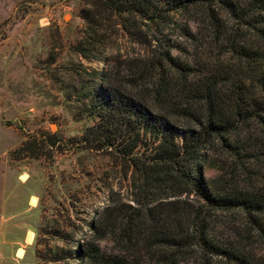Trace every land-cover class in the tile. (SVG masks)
<instances>
[{"label":"rangeland","instance_id":"374dc122","mask_svg":"<svg viewBox=\"0 0 264 264\" xmlns=\"http://www.w3.org/2000/svg\"><path fill=\"white\" fill-rule=\"evenodd\" d=\"M224 3L233 4L241 16ZM83 5V0H0V115H27L17 126L26 138L18 155L26 158L40 183L38 249L44 254L45 247L55 245L52 234L57 232L67 235L59 242L64 247L84 245L94 238L90 224L95 223L102 235L96 243L108 253H124L133 264H203L204 256L210 264H232L220 256H206L192 239L175 251L159 242L146 244L135 234V245L125 247L116 233L129 206H135L133 171L116 150L87 147L84 134L92 123L88 95L102 101L100 84L111 83L151 107L174 104L201 110L196 91L204 82H213L226 113L233 103L231 94L238 89L245 99L244 113L254 116L264 105V42L249 24L262 25L264 12L255 0L198 2L172 13L171 27H148L138 20L132 34L119 20L105 22L94 43L88 41L78 16ZM79 43L90 49L84 51L88 57L76 52ZM166 43L180 67L164 60L162 68L157 67L165 48L161 45ZM241 49L248 54H241ZM99 72L105 78L102 83ZM158 77L167 82V90L161 93L160 103H155L152 88ZM31 113H37V121ZM228 142L235 150L217 140L207 148L204 175L210 188L218 194L264 191V130L255 117L239 121L228 134ZM22 188L32 192L38 187L30 179ZM173 199L163 200L156 214L166 219L165 227L173 224L175 232L192 237L195 227L186 206L178 218L170 216L173 209L167 202ZM191 205L200 204L192 199ZM107 208L109 216L104 218ZM200 210L213 244L254 257L263 255L264 244L241 209ZM28 255L29 264H35V256ZM57 264L81 261L74 250Z\"/></svg>","mask_w":264,"mask_h":264},{"label":"trees","instance_id":"16d2710c","mask_svg":"<svg viewBox=\"0 0 264 264\" xmlns=\"http://www.w3.org/2000/svg\"><path fill=\"white\" fill-rule=\"evenodd\" d=\"M212 0H83V7L79 10V17L85 24L88 41L95 43L98 31L105 22L119 20L123 29L135 34V24L138 20L151 24L173 26L170 24L172 13L180 12L198 4H210ZM257 8L264 12V0H255ZM229 10L235 13L236 8L231 3H224ZM209 8V7H208ZM243 17V16H242ZM264 17V15H263ZM262 25L249 24L264 42V19ZM139 30V29H138ZM185 34L192 37L188 29ZM155 36V35H154ZM168 42V41H166ZM93 43V44H94ZM157 67L162 68L161 60L179 66L170 55L169 44L161 45ZM264 46V44H263ZM94 48V46H92ZM76 52L83 56L84 51L90 49L83 47L82 43L75 46ZM244 56L248 53L240 50ZM180 67V66H179ZM184 70L183 67L180 68ZM185 71V70H184ZM186 76V74H182ZM99 79L104 82V75L99 72ZM184 82V80H182ZM264 86V77L261 80ZM104 84V83H103ZM100 84L103 100L94 99L88 95L91 125L85 130V140L90 149H114L118 155L132 167L135 206H129V213L122 217L118 238L125 247L135 245V234L142 237L146 244L161 243L175 251H180L190 244L198 245L206 256L214 255L223 257L232 264H264L263 255L254 257L243 252L228 250L213 244L207 237V223L201 217L200 208L209 209H241L250 220L252 229L264 244V191L259 193L239 192L222 193L214 192L204 175L206 151L212 141H219L223 147L235 150L228 142V134L242 120H255L264 130V105L260 111L246 115L242 109L245 99L240 90L233 91L234 96L230 113H226L220 106L216 84L204 82L196 91V96L202 105L201 110L191 106L169 104L168 107H153L128 93L120 90L111 83ZM167 82L158 77L153 83V99L160 103V96L167 89ZM264 89V87H263ZM232 98V97H229ZM256 112V111H255ZM54 145V141H50ZM24 145L11 152L19 157L18 153ZM184 196V201L175 198ZM168 198L167 205L173 209L170 216L178 218L185 210L190 214L195 227V234L178 233L165 227V218L156 214V209L161 202ZM192 199L199 202V206L191 205ZM178 206H181L177 209ZM108 208L103 217L109 216ZM123 209H120L122 212ZM116 220V218L114 219ZM167 224V223H166ZM99 224L91 223L90 230L94 238L84 245L77 243L74 249L64 247L59 242L67 239L62 233L52 234L57 242L50 249L45 247L44 254L38 249V230L35 231L33 243L26 248L23 264H29V253L34 255L36 263L57 264L63 258H68L74 250L80 257L81 264H133L127 256L104 251L96 240L102 238ZM128 249V248H127ZM203 264H210L209 258L203 257Z\"/></svg>","mask_w":264,"mask_h":264},{"label":"crops","instance_id":"0c3cea01","mask_svg":"<svg viewBox=\"0 0 264 264\" xmlns=\"http://www.w3.org/2000/svg\"><path fill=\"white\" fill-rule=\"evenodd\" d=\"M36 116L37 113H31ZM27 115H0V263L21 264L26 248L37 230L40 183L29 170L26 158L13 157L12 151L26 139L20 126ZM42 126V122L39 123ZM38 123L35 122V130ZM34 180L37 190L28 192L22 185ZM32 233L28 241L29 234ZM22 250L21 255L18 251Z\"/></svg>","mask_w":264,"mask_h":264}]
</instances>
